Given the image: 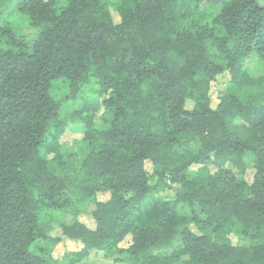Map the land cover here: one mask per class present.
I'll return each mask as SVG.
<instances>
[{
    "label": "trees",
    "instance_id": "trees-1",
    "mask_svg": "<svg viewBox=\"0 0 264 264\" xmlns=\"http://www.w3.org/2000/svg\"><path fill=\"white\" fill-rule=\"evenodd\" d=\"M13 1L35 34L0 25V264H55L63 240L115 264H264V78L244 67L264 5ZM78 200L92 227L50 238L41 215Z\"/></svg>",
    "mask_w": 264,
    "mask_h": 264
},
{
    "label": "rangeland",
    "instance_id": "rangeland-1",
    "mask_svg": "<svg viewBox=\"0 0 264 264\" xmlns=\"http://www.w3.org/2000/svg\"><path fill=\"white\" fill-rule=\"evenodd\" d=\"M111 1L113 2V4H116L118 0ZM259 1L264 5V0ZM111 13L113 17L116 18V13L113 6L111 7ZM5 22H7L15 30L20 38L31 39L35 34V31L30 28L26 17L16 12L13 0H0V25L4 24ZM244 67L253 77L264 78V61H261L254 56H250L244 60ZM228 79V76L221 77L218 82L213 85V105L217 104V96L219 94V91L221 90V88H225L227 86ZM90 92L91 87L89 86L84 90L83 96L81 95V98L76 100V102L72 103L67 108V112L70 110H79L86 102V98L84 97L90 94ZM61 94H63V91L54 93L56 97L61 96ZM97 117V119H99V115H97ZM80 136L81 131L75 124L72 129L67 128V130L65 131L63 137V141L65 142L64 144L69 147V150H71L73 149V142L75 141V139H79ZM248 171L249 173H251L250 169ZM92 209L93 208L91 207V205L83 204V202L78 200V202L73 208L70 209L69 212L57 213L48 211L43 213L40 219L42 226H44V228L48 230V236L52 239H58L59 237H61L62 225H67L75 221H84V223L89 228L92 227V222L89 217ZM180 211L183 214L190 213V209L186 205L181 206ZM233 241L235 242V240ZM175 244L177 245V242ZM175 244L173 243V245L170 247L162 248L156 251V253L168 254L175 247ZM44 248L47 252L50 253L51 259L55 264H115L112 258L107 257L103 253L91 254L86 259H79V257L76 256V253H78L82 249V245L77 242H71L67 240H63L62 242L57 244H50L48 242H45Z\"/></svg>",
    "mask_w": 264,
    "mask_h": 264
}]
</instances>
